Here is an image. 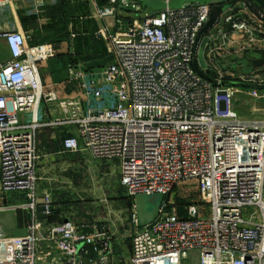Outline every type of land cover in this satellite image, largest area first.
Segmentation results:
<instances>
[{
  "label": "built area",
  "instance_id": "1",
  "mask_svg": "<svg viewBox=\"0 0 264 264\" xmlns=\"http://www.w3.org/2000/svg\"><path fill=\"white\" fill-rule=\"evenodd\" d=\"M227 1L145 15L135 3L105 0L98 15L112 24L98 33L107 38L110 63L87 72L69 64L83 97L61 98L42 82L37 66L56 56L53 44L0 30L10 54L0 56V190L26 197L0 212L21 209L28 217L21 234L0 224V264H112L109 228L37 217L38 206L48 216L53 204L36 190L37 131L50 124L75 126L95 159L118 161L129 198L165 197L179 182L196 181L197 200L185 216L165 200L143 227L134 214L130 264H264V89L257 87L264 86V66L241 70L251 68L247 54L264 50V10L236 0L197 49L199 67L215 82L193 68L211 6ZM234 31L244 33L243 43L227 46ZM46 105L60 116L43 120L37 113ZM62 143L79 148L76 136Z\"/></svg>",
  "mask_w": 264,
  "mask_h": 264
},
{
  "label": "crops",
  "instance_id": "2",
  "mask_svg": "<svg viewBox=\"0 0 264 264\" xmlns=\"http://www.w3.org/2000/svg\"><path fill=\"white\" fill-rule=\"evenodd\" d=\"M105 0H10L0 2V30L19 29L30 44L52 42L57 55L42 61L37 70L42 82L55 89L61 98L83 97L80 81L69 74V61L84 72L99 71L110 63L107 38L98 33L102 25H111L112 18L101 19L98 10ZM144 12V11H143ZM0 56L8 59L10 54L4 40H0ZM38 116L52 121L60 115L51 106L39 109ZM78 137L79 148L75 151L63 147L66 136ZM36 165L37 195L48 193L54 210L48 223L70 220L75 225L85 224L91 230V221H83L67 202V197L82 192L83 179H97L103 182L106 194L114 197L126 196L120 184V167L115 160L95 159L84 149L77 128L72 125L50 124L37 131ZM92 160L95 161L93 165ZM94 169V175H91ZM87 170V175H81ZM16 194V193H15ZM23 195V194H19ZM24 196V195H23ZM130 199V198H129ZM132 199V198H131ZM133 200V199H132ZM134 205V203H133ZM92 211H87L86 217ZM83 214L82 211L79 212ZM103 226V225H100ZM109 228L113 235L112 264H130L131 236H121L122 231ZM94 256V253H90Z\"/></svg>",
  "mask_w": 264,
  "mask_h": 264
},
{
  "label": "rangeland",
  "instance_id": "3",
  "mask_svg": "<svg viewBox=\"0 0 264 264\" xmlns=\"http://www.w3.org/2000/svg\"><path fill=\"white\" fill-rule=\"evenodd\" d=\"M135 10L144 11L145 15H151L155 13L151 9H143L136 4ZM260 38V37H259ZM258 38V39H259ZM244 33L242 31H234L229 35V38H226L227 46L234 45L235 40H243ZM241 42V41H240ZM46 43H51L46 41ZM243 43V41L241 42ZM39 43H34L36 45ZM54 45V44H53ZM57 55V51H56ZM248 57L254 58L257 56L256 53L251 52L247 54ZM72 63V60L69 61V64ZM242 71L246 70V67L241 69ZM247 106L245 110H248ZM93 165L95 161L92 160ZM94 169H91V175H94ZM87 175V170L84 174ZM82 183V192H79L75 196L67 197V202L71 207V212L75 213L78 217L83 218V221H91L95 225L110 226L112 229H118L121 227L122 235L130 237L134 231V214L135 208L133 205V200L127 197L120 196L114 197L106 194V191L103 187V182L97 179L85 180L83 179ZM196 181L193 179L179 182L172 190V192L164 197V200L167 203V209L177 213L180 216L186 215V207L190 203H194L197 200L196 196ZM150 199L154 200V196H150ZM26 197L23 195L8 193L5 194L0 190V205L17 203L20 201H25ZM82 211L83 214L80 215L79 212ZM87 211H92L86 217H83ZM28 217L27 213L24 210L18 209L15 211H5L0 212V224L3 226L5 231L12 235H17L23 233L25 226L27 224ZM119 231V229H118Z\"/></svg>",
  "mask_w": 264,
  "mask_h": 264
},
{
  "label": "water",
  "instance_id": "4",
  "mask_svg": "<svg viewBox=\"0 0 264 264\" xmlns=\"http://www.w3.org/2000/svg\"><path fill=\"white\" fill-rule=\"evenodd\" d=\"M130 3H135L139 5L141 8L151 9L154 11H159L169 8H178L182 6L184 2L188 3H210L215 2L216 0H171L169 2H165L164 0H125ZM257 5H259L264 10V0H253ZM236 0H229L227 2L213 4L210 9L209 18L204 26L200 29L196 37V52L193 58V68L195 72L200 75L202 78L209 80L211 82H215L207 73H205L198 64L197 57V49L198 46L203 39L210 34V31L214 28V26L218 23L221 14L227 10L232 4H234ZM256 53L259 54L258 57L248 59L251 65L250 69H246L243 72L248 70L260 68L264 66V50H256ZM247 59L246 55L242 57V59ZM235 67V65L233 66ZM260 89H264V86H257ZM154 196V200L150 199V196ZM164 200L163 194H151V195H136L133 199L134 208H135V216H136V225L137 227H143L149 223H151L159 214L160 206ZM39 219H45L47 216L42 213L45 209L43 206L37 207ZM50 211L54 210L53 206L49 207Z\"/></svg>",
  "mask_w": 264,
  "mask_h": 264
},
{
  "label": "trees",
  "instance_id": "5",
  "mask_svg": "<svg viewBox=\"0 0 264 264\" xmlns=\"http://www.w3.org/2000/svg\"><path fill=\"white\" fill-rule=\"evenodd\" d=\"M49 219V216L47 217V220Z\"/></svg>",
  "mask_w": 264,
  "mask_h": 264
}]
</instances>
